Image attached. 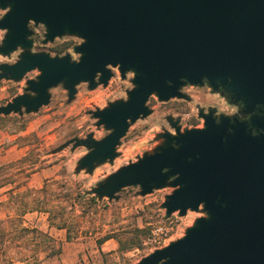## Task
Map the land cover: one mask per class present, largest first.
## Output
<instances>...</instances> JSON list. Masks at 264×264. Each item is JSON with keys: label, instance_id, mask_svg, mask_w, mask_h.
<instances>
[{"label": "water", "instance_id": "95a60500", "mask_svg": "<svg viewBox=\"0 0 264 264\" xmlns=\"http://www.w3.org/2000/svg\"><path fill=\"white\" fill-rule=\"evenodd\" d=\"M0 9L6 11L0 55L23 51L15 64H0V81L39 72L24 94L0 107V117L38 112L59 85L71 101L81 83L89 90L107 86L111 69L123 80L133 75L126 100L89 112L109 133L62 146L89 150L78 170L112 162L130 125L151 114L152 96L186 99L181 89L206 85L239 105L245 120L210 111L199 113L203 128L182 131L179 120L169 119L173 133L160 134L152 153L93 193L113 200L128 187H139L141 196L169 187L161 205L166 217L205 214L137 264H264V0H0ZM31 23L44 27V44L79 38L73 48L79 59L31 53Z\"/></svg>", "mask_w": 264, "mask_h": 264}, {"label": "rangeland", "instance_id": "374dc122", "mask_svg": "<svg viewBox=\"0 0 264 264\" xmlns=\"http://www.w3.org/2000/svg\"><path fill=\"white\" fill-rule=\"evenodd\" d=\"M5 13L0 9V19ZM29 29L31 53L79 59L73 51L82 43L79 38L64 36L44 44V27L31 23ZM5 35L0 30V46ZM22 52L19 49L9 57L0 55V64H15ZM111 70L113 77L107 86L89 90L87 84L81 83L69 101L66 90L59 85L49 91V104L38 112L0 117L1 259L13 258L17 262L25 254L29 258L35 256L40 264H137L155 250L182 238L196 219L205 216L201 211H187L182 217L178 212L166 217L161 205L172 192L169 187L145 196L140 195L139 187H128L113 200L100 199L93 190L122 167L152 153L162 143L160 134L173 133L169 119L179 120L183 131L203 128V120L198 117L200 109L211 107L219 116H236L240 120V115L247 116L239 105L230 104L226 95L213 93L206 85L181 89L186 99L159 102L152 96L147 103L151 114L130 125L116 149L117 157L95 166L91 173L78 170L89 150L62 146L89 134L96 140L104 138L109 132L97 128V121L89 112L126 100L127 91L133 88L131 73L123 80L117 69ZM38 76L39 72L32 71L17 82L0 81V107L24 94L26 82ZM50 220L63 224L65 229L52 227ZM20 225L46 234L51 241L35 251V239L21 234ZM67 234L72 237L70 240ZM133 239L135 245H127Z\"/></svg>", "mask_w": 264, "mask_h": 264}, {"label": "trees", "instance_id": "16d2710c", "mask_svg": "<svg viewBox=\"0 0 264 264\" xmlns=\"http://www.w3.org/2000/svg\"><path fill=\"white\" fill-rule=\"evenodd\" d=\"M67 49L63 48L61 49L62 51ZM61 53V52H60ZM49 213V212H46ZM22 216V215H21ZM52 227H55L57 229H65V226L63 224H53L50 220L49 223ZM18 231L21 234H27V235H31L34 239H35V243H34V247L36 248L35 251H37V248H40L41 246L45 245L46 243L50 242L51 240L46 236V234H43L42 232L33 229V230H28L27 228H24L22 225L19 226ZM72 237L70 236V234H67V240H70ZM110 239V238H108ZM107 239V240H108ZM105 240V241H107ZM119 245H123L122 243H119ZM127 245L132 246L135 245V240H131L127 243ZM124 249V248H123ZM24 256L22 258H20L21 260H18L17 262L14 261V259L12 258H0V264L2 263H6V264H40L39 261L35 258V256H31L30 258L28 256H26L25 254H23ZM29 258V259H28Z\"/></svg>", "mask_w": 264, "mask_h": 264}, {"label": "flooded vegetation", "instance_id": "af4514ba", "mask_svg": "<svg viewBox=\"0 0 264 264\" xmlns=\"http://www.w3.org/2000/svg\"><path fill=\"white\" fill-rule=\"evenodd\" d=\"M118 71V70H117ZM113 74V73H112ZM113 77V76H112ZM111 77V78H112ZM186 87H189V88H192L193 86H186ZM210 111H212V113H213V117H215V118H217V117H219V115H217V111H216V109H213V108H208V109H206V110H204V109H200V110H198V117H199V113H202V114H204V115H207V114H209V112ZM241 116V119L242 120H245L247 117H244V116H242V115H240ZM199 119H201V120H203L202 118H200L199 117Z\"/></svg>", "mask_w": 264, "mask_h": 264}]
</instances>
